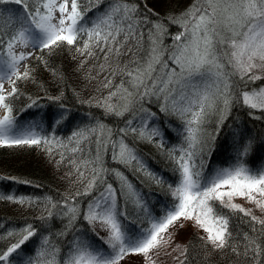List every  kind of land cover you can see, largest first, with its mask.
Masks as SVG:
<instances>
[{
	"label": "snow or ice",
	"instance_id": "6c2138e0",
	"mask_svg": "<svg viewBox=\"0 0 264 264\" xmlns=\"http://www.w3.org/2000/svg\"><path fill=\"white\" fill-rule=\"evenodd\" d=\"M12 2L22 6L23 20L18 28L13 27L17 18L15 13L9 14L7 24L10 30H5V14L0 11V108L4 109V115L0 117V144L31 146L40 145L42 141L46 144L53 143L31 130L12 132L13 108L9 99L17 95L18 81L31 78L30 67H26L23 73L17 71L20 62L31 55L25 52L17 54L15 48L18 45L43 50L65 43L73 46L82 42V47H78L77 51L87 56H95V50L98 49L103 53L105 61L117 60V67L112 69V75L122 74L128 78L127 81L122 80L116 86V91L110 92L108 97L111 99L122 90V99L125 101L122 109L117 110L116 105L107 104L106 111L122 116L129 111L134 98L143 100L155 96L158 101H162L159 104L160 111L177 116L183 122L186 133V147L170 152L176 165L175 171L179 174L176 185L171 189L175 203L164 217L154 220L150 228L137 235H130L120 221V216L126 213L119 209V198L123 195L133 199L136 194L130 184L125 183L118 191L104 180L103 174L108 170L98 166L99 149L106 148L109 141L105 138L104 126L100 125L96 136L95 159L81 160L77 171L84 178L85 172L80 167L91 169V179L84 186V195H90L97 184L104 185L89 202L83 216L93 226L100 225V230L106 233L101 239L110 251L76 241L72 245L71 254L57 261L59 250L44 238L41 248L36 251V258H29L28 264H120L129 254L142 255L145 264H155L151 253L158 252L161 247L170 243V234L166 238L168 229L180 219L193 221L194 226L207 234L206 237H201L205 245L214 251L223 250L230 247L233 236L229 230L228 217L214 206L213 202L217 201L223 208L244 213L264 227V220L251 215V209L233 202L236 198H243L264 211V170L252 171L239 159L251 150V140L236 141L237 163L229 168L219 169L213 176H203L195 162L203 151V125L210 113L218 110L221 124L234 103L264 113V85L247 88L248 83L255 84L257 80L264 79V75L254 71L264 72V0H196L180 16L170 18L171 23L178 24L183 29L172 37V45H163L162 38L167 31L164 22L158 19L152 24L147 35L148 48L143 57L138 55L144 49L142 21L136 15L137 9L121 0H117L101 16L94 17L90 23L84 22L85 17L93 7H99L101 0H88L91 6H85L83 0H34L32 7L29 0ZM85 36L87 38L83 39ZM133 48L137 52H133ZM129 53L133 54L132 60L122 68L119 67L118 58ZM165 54L167 59L164 58ZM226 65L232 68L231 73L226 71ZM106 68H111V65H100L101 71ZM237 75L245 86L239 92L230 79ZM6 79L10 81L11 92L5 95L3 81ZM125 83L133 90L124 87ZM111 84L112 81L107 79L103 87L108 88ZM220 105L222 107L218 108ZM155 115L154 112L149 113L150 117L154 118ZM249 115L254 113L250 111ZM59 119V115L54 117L57 123ZM127 123L129 127L120 129L121 133L139 132L140 138L147 135L149 139L159 135L158 129H153L148 135L146 125L137 129L131 126V120ZM96 131L97 129H91L88 132L74 133L78 137L77 146L70 151H83L79 146L80 142L88 140L89 134ZM107 135L110 137V130ZM58 146L67 147L63 144ZM160 146L163 147V141ZM112 148L114 160L120 163L137 162L133 150L122 141L119 143V151H116L114 141ZM77 195L81 193L77 192ZM8 199L15 200L11 196ZM19 202L23 203V199ZM136 202L139 203L138 198ZM77 213L78 209L74 205L67 206L65 214L69 215L70 223ZM18 235L20 238L16 242L0 248V264H10L12 254L36 235V230L28 225ZM45 245L48 247H44ZM231 251L236 256L242 255L249 264H264V245L247 233L243 236V251L235 246L231 247ZM186 252L185 247L181 252L185 259L180 260V264H186Z\"/></svg>",
	"mask_w": 264,
	"mask_h": 264
},
{
	"label": "trees",
	"instance_id": "16d2710c",
	"mask_svg": "<svg viewBox=\"0 0 264 264\" xmlns=\"http://www.w3.org/2000/svg\"><path fill=\"white\" fill-rule=\"evenodd\" d=\"M116 2L117 0H101L99 7H93L92 11L87 13L84 22L90 23L94 17L101 16ZM121 2L134 6L137 9V17L142 21L144 49L140 50L138 55L143 57L148 48L147 35L152 24L158 19L164 22L167 31L162 38L163 45H172V37L182 31V28L171 23L170 18L180 16L196 3V0ZM29 4L30 7L34 6V0H29ZM83 4L91 6L88 0H83ZM0 11L5 14V30H10L7 17L11 13H15L17 18L13 27H19L23 20L21 5L12 0H4L0 2ZM78 47H82V42L73 46L65 43L52 49L40 50L25 66L31 68V78L18 81V93L9 99L13 108V121L33 111L39 112L41 137L53 141L51 144L42 141L40 145L31 146L0 144V188L3 192L0 193V248H6L10 243L16 242L20 238L18 233L25 226L31 225L36 230V235L10 257L11 261L15 260L19 264H28L29 258H36V251L41 248L44 238L59 250L57 261L71 254L72 245L76 241L92 247L102 243L93 227L84 219L83 213L104 185L97 184L90 195H84V186L91 179V169L80 167V170L85 172L84 178H81L77 171L81 160L95 159L96 136L99 134L100 125L104 126L105 138L109 141L106 148L99 149L98 166L108 170L103 174L104 180L118 191L125 183L130 184L139 201L137 203L136 198L128 199L123 195L119 198V209L126 213L120 216V221L128 234H136L146 228L150 216L161 213V208L169 204L170 191L179 178L170 152L186 147L183 122L175 115L161 112L159 104L162 101H158L155 96L143 100L134 98L129 111L122 116L106 111L107 104L116 105L117 110L122 109L125 103L122 90L117 96L111 99L108 97L110 92L116 91V86L120 85L122 80L127 81L128 78L122 74H111L112 69L117 67V60L105 61L103 53L98 49L95 50V56L82 55L77 51ZM133 52H137V49L133 48ZM132 58V53L121 55L118 58L119 67L122 68ZM164 58L167 59V54ZM101 64L111 65V68L101 71ZM226 71L231 73V67L226 65ZM106 78L112 81L108 88L103 87L107 82ZM230 79L236 85L237 92L245 87L238 75L231 76ZM262 85L264 79L257 80L255 84L248 83L247 88ZM124 87L133 90L127 83ZM149 111L156 114L155 122L160 129V137L149 139L146 135L145 138H140L139 132L119 131L129 127V120L137 121L140 115ZM250 111L254 115H249ZM57 115L60 116L58 123L54 120ZM203 128V151L195 159L203 176L213 166L229 168L237 163L236 141L251 140V150L246 156L239 158L240 162L252 171L264 169V113L234 103L222 124L217 110L209 114ZM91 129L97 131L91 132L88 140L80 142L79 146L83 151H70L77 146L78 137H75L74 133L88 132ZM108 130L111 131L110 137L107 135ZM113 141L116 142V151H119L121 141L132 149L137 162L120 163L114 160ZM161 141L163 147L160 146ZM58 144L67 147H60ZM77 192L81 195H77ZM10 196L15 200H9ZM21 199L23 203L19 202ZM66 202L67 206L74 205L78 209L76 218L71 223L69 215L65 214ZM213 203L216 209L229 219V230L233 236L230 247L214 251L201 239L206 235L198 231L192 232L184 244V249L187 248L186 264H249L242 255L236 256L231 247L235 246L243 251L245 233L264 245V227L244 213L223 208L218 201ZM258 219L264 220L259 217ZM184 259L185 256H182L172 264H180V260Z\"/></svg>",
	"mask_w": 264,
	"mask_h": 264
},
{
	"label": "rangeland",
	"instance_id": "374dc122",
	"mask_svg": "<svg viewBox=\"0 0 264 264\" xmlns=\"http://www.w3.org/2000/svg\"><path fill=\"white\" fill-rule=\"evenodd\" d=\"M193 5V4H192ZM56 15H58V13H56ZM183 30V29H182ZM19 46H17L18 48ZM30 49L29 53H31L30 56H28L27 59L23 60L22 62H20V64L18 65L17 71L18 73H21L24 70V67L27 66V62L28 60L32 59V56H36V52L38 48H32L31 46L27 47ZM25 49V48H24ZM21 50L20 48H18L16 51ZM38 55V54H37ZM7 58V57H5ZM29 61V62H30ZM232 69V68H231ZM257 71V74L260 75H264V72H260L259 70H254ZM14 77H12L13 79ZM3 88H4V94L6 95L8 92L11 91V84L9 80H4L3 81ZM151 111H149L150 113ZM4 115V109L0 108V117H2ZM147 116L149 117V114H147ZM150 118H140L141 122H137V121H132V127H136V128H141L144 125H146V131L147 134L150 135L153 129H158L159 130V135H156L158 137L161 136V132L159 129V126L156 123H152L150 124ZM41 125V124H40ZM35 126H33V122L27 123V122H20L18 124L13 125V129L12 132L13 133H20V132H24L26 130H31L33 132H35L34 129ZM37 130V129H36ZM38 136H40L41 134L35 132ZM152 138H155V136H153ZM222 168H219L217 166H213V168H211L210 170L207 171L205 176H213L215 175V173ZM260 170H264V169H260ZM236 204L241 205L242 207H244L245 209H251V215L254 216H258L259 218H263L264 219V211H261L260 209L256 208L255 205H253L252 203H249L248 201H246L243 198H236L233 201ZM175 203V200L172 196V191H170V200H169V204L168 205H164L163 208H161V213L156 214V215H151L150 216V221L148 223V227L144 228V229H148L151 227V224L154 220L158 219V218H162L164 217L167 212L169 211V209L172 207V205ZM93 229L95 227V232L98 235L99 239H101L102 237H104L106 235V233L102 230H100V225L96 224L95 226H93L92 224H90ZM143 229V230H144ZM142 231V230H141ZM141 231H139L136 234H130V235H137L139 234ZM199 232V233H203L204 235H207L202 229L197 228L196 226H194V222L193 221H189V220H184V219H180L179 221H177L173 226H171L168 229V233L166 234V238L167 236L170 234L171 236V241L168 245L161 247L158 252H153L151 253L155 264H172L174 262H176L177 260H179L182 255L181 252L184 249V244L188 238V236L192 233V232ZM101 244L98 246H95L94 248H98L101 249L103 251H110V249L108 248V245H106L103 241V239H101ZM177 245H179L180 247L177 248ZM175 249V251L173 250ZM13 264V263H10ZM120 264H145V258L142 255H133V254H129L128 256H126L124 258V260H122L120 262Z\"/></svg>",
	"mask_w": 264,
	"mask_h": 264
},
{
	"label": "bare ground",
	"instance_id": "6f19581e",
	"mask_svg": "<svg viewBox=\"0 0 264 264\" xmlns=\"http://www.w3.org/2000/svg\"><path fill=\"white\" fill-rule=\"evenodd\" d=\"M19 46V45H18ZM18 48H20L21 49V52L23 51L22 49H24L23 47H18ZM17 47L15 48V50H17L18 49Z\"/></svg>",
	"mask_w": 264,
	"mask_h": 264
}]
</instances>
